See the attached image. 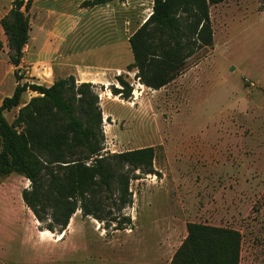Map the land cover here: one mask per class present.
<instances>
[{"label": "rangeland", "instance_id": "obj_1", "mask_svg": "<svg viewBox=\"0 0 264 264\" xmlns=\"http://www.w3.org/2000/svg\"><path fill=\"white\" fill-rule=\"evenodd\" d=\"M84 1H32L26 11L31 30L18 70L21 83L53 84L37 75L51 67L50 62H63L69 69L76 64L108 68L110 77L116 78L107 83L111 99L105 98L106 86L94 87L103 112L102 153L152 146L157 174L136 171L140 178L131 180L133 201L122 211L130 224H120L116 230L117 222L99 221L77 210L62 233L46 229L47 223L38 221L25 204L22 192L30 187L28 179L17 173L0 174V264H171L191 222L238 230L239 264H264L262 0L214 6L213 46L192 56L181 76L158 94L138 84L137 72L129 73L127 66L134 57L122 35L125 32L129 37L143 24L151 10L150 0H115L92 8L84 7ZM12 2L0 0V51L8 52L1 19ZM40 45L45 50L38 59L34 46ZM9 65L3 62L1 68L7 71ZM116 68H125L122 77L132 86L129 98L113 94L114 86L122 87L117 80L121 74H113ZM43 76L49 79L47 71ZM13 78L7 74L2 92L9 93ZM33 92H24L21 105L5 112L10 123L34 97ZM243 93L246 99L237 100ZM228 125H235L237 135L244 137L240 140L243 151L229 154L235 164H229L227 175H221L224 180H212L210 172L205 173L210 166L208 147L219 149L222 141L220 134L212 133L213 126ZM222 147L226 154L227 148ZM250 156H254L252 162ZM221 187L231 191H215ZM58 234H62L59 239Z\"/></svg>", "mask_w": 264, "mask_h": 264}, {"label": "trees", "instance_id": "obj_2", "mask_svg": "<svg viewBox=\"0 0 264 264\" xmlns=\"http://www.w3.org/2000/svg\"><path fill=\"white\" fill-rule=\"evenodd\" d=\"M32 1L13 0L1 19L9 61L16 67L29 39L26 11ZM112 1L86 0L83 5L92 8ZM224 1L153 0L152 13L129 38L134 61L127 69H136L140 82L153 89L175 80L192 56L213 46L210 7ZM15 76L13 94L0 105V174L17 173L31 182L22 198L50 231L62 233L77 210L99 221L117 222L116 230L121 229L120 224H130L122 215L133 201L130 182L140 178V173L157 174L154 147L104 155L103 112L93 83H78L73 75L48 86L21 83L18 69ZM117 80L122 87L113 85V94L129 98L131 84L122 74ZM27 90L38 95L23 105L10 123L5 112L19 107ZM187 230L171 264H239L238 230L197 222L188 223Z\"/></svg>", "mask_w": 264, "mask_h": 264}, {"label": "crops", "instance_id": "obj_3", "mask_svg": "<svg viewBox=\"0 0 264 264\" xmlns=\"http://www.w3.org/2000/svg\"><path fill=\"white\" fill-rule=\"evenodd\" d=\"M115 1V0H114ZM236 0H226V1H224V2H222V3H219V4H217V5H213V6H211L210 7V16H211V20H212V23H213V17H212V10H213V7L214 6H222V4H226L227 2H229V3H231V2H235ZM113 2V1H112ZM112 2H110V3H107V4H105V5H108V4H111ZM149 3L151 4L150 6H151V10H150V12H148L147 14H151L152 13V10H153V0H150L149 1ZM228 4V3H227ZM101 6V5H100ZM239 6V5H238ZM232 7V6H231ZM223 10H224V8H229V7H221ZM225 11V10H224ZM142 14V13H141ZM146 14V15H147ZM146 15L144 16V18L146 17ZM141 16L142 15H140L139 17H138V19H140L141 18ZM223 16V15H222ZM142 19V22H141V24L142 23H144L145 21H146V19L147 18H145V19ZM140 24V25H141ZM125 26V25H124ZM213 30H214V28H213ZM63 31H64V29H62V32H61V35L63 34ZM122 32H124V31H122ZM122 35H124V41H126V42H129V38H130V36L132 35V34H130V36L129 37H126V33L124 32ZM52 49L54 50V52L56 53L57 52V54L60 52V49L59 48H54V47H52ZM9 50V49H8ZM34 50L36 51L35 53H34V57H36V58H42L41 56V54H42V52L45 50V47L44 48H42L41 47V45L39 46V48L38 49H36V47L34 46ZM6 56H7V58H6ZM4 59H3V58ZM62 57V56H61ZM24 60V59H23ZM63 61V60H62ZM9 63L10 61H9V56H8V52H7V50L6 51H0V105H1V103H2V101H3V99L5 98V97H7V95H12L13 94V92H14V90H15V87H16V85H17V79H16V76H15V69H18L19 70V68L20 67H16V66H14V65H12L11 63H10V65H9V68H8V70L7 71H4V69L3 68H1V64L2 63ZM24 62V61H23ZM51 63V67H48V68H44V69H42L37 75L39 76H41V78H42V80H46V82H51L52 81V83H54V81H56V80H58V79H60V78H64V77H67V76H70V75H73L75 78H76V80L78 81V82H91V83H93L94 85H96V84H100V85H102V86H106L107 87V83H111V82H114V80H116V78L114 77V78H111L110 77V75L112 74V73H110L111 71L110 70H108V68H93L92 66H88V65H77L76 64V66L75 67H71V69H69V67H67L66 65H64V63L63 62H61V64L60 63H58V64H54V63H52V62H50ZM21 66H23V63L21 62V64H20ZM19 65V66H20ZM53 71V73L55 74H52V71ZM116 71H113L114 73V76L115 75H117V74H122V72H125V68H116L115 69ZM48 72V77H49V79H47V78H45L44 76H43V73L44 72ZM109 72V73H108ZM136 72H137V70L136 69H134V70H132L131 72H129L130 74L131 73H134V74H136ZM11 74V75H14V78H13V84H12V87L10 88V90H9V93L8 92H2L1 91V89H2V87H5L6 86V76H7V74ZM42 73V74H41ZM56 76V78L54 77V76ZM47 76V75H46ZM181 76V75H180ZM179 77V76H178ZM55 78V79H54ZM54 79V80H53ZM177 79V78H176ZM175 79V80H176ZM175 80H173L172 82H174ZM172 82H170L169 84H171ZM138 84L139 85H143V86H145V88H147L148 90H151L152 92H154L155 94L157 93H159V92H161V90H163L164 88H166L169 84H167L166 86H164V87H162V88H160V89H153V88H150V87H148V86H146L145 84H143V83H141L140 81L138 82ZM109 86L107 87V92H106V96L107 95H110V96H113L110 92H109ZM139 92V91H138ZM34 93V95L33 96H35V95H37V93L36 92H33ZM106 98V97H105ZM103 99V98H102ZM108 98H106V100H107ZM246 98H245V96H244V93L243 94H241V95H239L238 96V98H237V100H245ZM262 102H263V104H264V98L261 100ZM235 103V102H234ZM239 104H237L236 105V107H239L238 106ZM233 107H235V104L233 105ZM241 107H239V109H240ZM263 109H264V107H262ZM227 110H229V109H226V111ZM224 112V111H223ZM107 115V113L105 112L104 113V115ZM107 119H108V117H107ZM224 125V124H223ZM213 132L212 133H218V134H220L219 136V139H222V141H221V145H219L218 146V148L219 149H217V148H214V146L212 147V146H210L209 145V151L211 150V153L208 151V153H209V156H207L206 158H209L208 160H206L207 162V164H209L210 166L208 167V171H205V173L206 174H208L209 172V174L211 175V177H212V180H217L219 177H221V175L223 176V175H227V172L231 169L230 168V166H229V164H235V162H234V160L233 159H230L229 157H231L229 154H231V152H234L235 151V154H237L238 152L240 153H242V149H243V146L241 145V139L243 140L244 139V137H240L239 135H237V129L235 128V125L234 126H230V125H228V126H221V127H217V128H215L214 126H213V130H212ZM207 138H209V136L207 135L206 136ZM263 137H264V131H263ZM206 138V139H207ZM234 142V143H233ZM228 144V145H227ZM233 144V145H232ZM222 146H224V148H227V151L228 152H226V154H224L222 151H221V149L220 148H223ZM252 157H254V156H250L249 158H250V160L249 161H253V159H252ZM244 159H245V157H244ZM246 160H248L247 158H246ZM240 161V159L238 160V162ZM233 169V168H232ZM233 170H237V169H233ZM237 172H239V169H238V171ZM221 180L223 179L224 180V178H220ZM227 179V178H226ZM245 181L246 182H248V180L245 178ZM212 191H214V190H212ZM215 191H231V189L230 188H227V187H221V189L219 188H216V190ZM234 191V190H233ZM177 200V201H176ZM175 200V202H179V200L178 199H176ZM183 208V207H182ZM211 225H213V226H222V225H219V224H215V223H211ZM187 228V227H186ZM187 234V233H186ZM159 259H161V257L159 256L158 257Z\"/></svg>", "mask_w": 264, "mask_h": 264}, {"label": "bare ground", "instance_id": "obj_4", "mask_svg": "<svg viewBox=\"0 0 264 264\" xmlns=\"http://www.w3.org/2000/svg\"><path fill=\"white\" fill-rule=\"evenodd\" d=\"M149 16H150V15L147 14L145 18L148 19ZM145 18H144V19H145ZM147 19H146V20H147ZM39 72H40V71H38L37 74H38ZM118 86H120V84H119ZM105 97L108 98V99H111V96H110V95H107V96L105 95ZM104 118H107V115H106V114L104 115ZM105 123H106V122H105ZM45 232H48V231H45ZM61 236H62V234H58V239L61 238Z\"/></svg>", "mask_w": 264, "mask_h": 264}]
</instances>
